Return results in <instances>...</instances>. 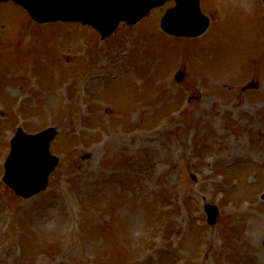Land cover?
I'll use <instances>...</instances> for the list:
<instances>
[{
    "label": "rangeland",
    "instance_id": "rangeland-1",
    "mask_svg": "<svg viewBox=\"0 0 264 264\" xmlns=\"http://www.w3.org/2000/svg\"><path fill=\"white\" fill-rule=\"evenodd\" d=\"M174 5L101 40L0 2V159L48 126L58 159L28 198L0 164V264H264V4L200 0L194 38Z\"/></svg>",
    "mask_w": 264,
    "mask_h": 264
},
{
    "label": "water",
    "instance_id": "water-1",
    "mask_svg": "<svg viewBox=\"0 0 264 264\" xmlns=\"http://www.w3.org/2000/svg\"><path fill=\"white\" fill-rule=\"evenodd\" d=\"M23 4L37 21L52 19H80L99 28L102 37L115 28L120 19L129 23L140 20L151 8L166 0H86L83 13H66L65 9L52 11L54 6L46 3L32 6L28 0H15ZM199 0H176V7L169 9L161 20V27L175 35L198 36L203 33L208 20L201 14ZM70 11V10H69ZM178 79L181 75H178ZM54 130L46 129L35 136L17 131L12 142V154L7 160L5 180L17 193L29 196L45 188L47 173L53 168L56 158L48 152V142ZM209 221L214 222L215 207H207Z\"/></svg>",
    "mask_w": 264,
    "mask_h": 264
}]
</instances>
